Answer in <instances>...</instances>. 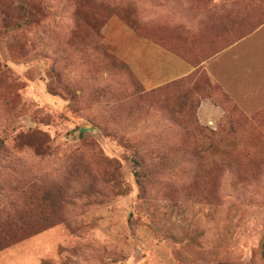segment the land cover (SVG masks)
I'll return each instance as SVG.
<instances>
[{
  "label": "rangeland",
  "instance_id": "1",
  "mask_svg": "<svg viewBox=\"0 0 264 264\" xmlns=\"http://www.w3.org/2000/svg\"><path fill=\"white\" fill-rule=\"evenodd\" d=\"M0 142V264H264V0H0Z\"/></svg>",
  "mask_w": 264,
  "mask_h": 264
},
{
  "label": "crops",
  "instance_id": "2",
  "mask_svg": "<svg viewBox=\"0 0 264 264\" xmlns=\"http://www.w3.org/2000/svg\"><path fill=\"white\" fill-rule=\"evenodd\" d=\"M234 45L229 48V49H233ZM161 53V49H159V47H156V46H151V50L148 51V54L147 56L151 57L152 60H150V62L152 63L153 61H156V64L158 63L159 64V61L161 60H158V56L160 55ZM166 57V61H164L163 65L164 67H166V71L164 72V74L162 75L161 79L163 80V84H166V83H169V82H173L177 79H180V78H183L187 75H189L191 72L189 71H185L184 73H182V75L180 76H177L175 77V75L179 74L180 72H182V70H184V65L186 64L185 62L179 60V59H176L174 55L172 54H167L165 55ZM189 65V64H187ZM154 72V71H152ZM159 76L156 78V82L159 81ZM158 79V80H157ZM154 82H152L153 84ZM150 84V85H152ZM160 86V85H158ZM201 109L202 108H205V110H207L206 112H209L211 111L210 107H212V104L210 103H207V104H202L201 105Z\"/></svg>",
  "mask_w": 264,
  "mask_h": 264
},
{
  "label": "trees",
  "instance_id": "3",
  "mask_svg": "<svg viewBox=\"0 0 264 264\" xmlns=\"http://www.w3.org/2000/svg\"><path fill=\"white\" fill-rule=\"evenodd\" d=\"M0 148H2V143L0 142ZM57 224V222L49 217H39L37 218L34 223L31 226V230L28 233H23L22 235L18 236V237H11L8 235L6 237L5 242L2 244L0 242V251L14 245L17 244L18 242L28 238V237H32L34 235H37L47 229L52 228L53 226H55ZM2 231V226L0 225V232Z\"/></svg>",
  "mask_w": 264,
  "mask_h": 264
}]
</instances>
